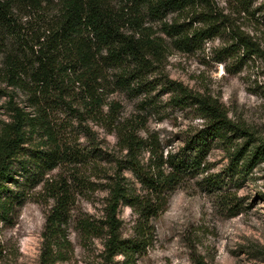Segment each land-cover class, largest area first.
<instances>
[{"label": "trees", "instance_id": "obj_1", "mask_svg": "<svg viewBox=\"0 0 264 264\" xmlns=\"http://www.w3.org/2000/svg\"><path fill=\"white\" fill-rule=\"evenodd\" d=\"M231 1L227 11L217 0H0V97L8 112L0 120V222L12 223L27 197L51 202L40 264L74 255L71 224L83 247L101 241L91 264H138L170 196L203 170L213 147L229 149L238 177L264 161V144L249 138L234 146L250 134L218 99L153 78L170 49L191 53L224 35L233 44L218 61L234 48L260 56L259 43L234 16L257 0ZM159 85L173 107L202 119L179 151L164 149L145 114L124 116L120 100L109 99L118 92L145 95L143 112L162 113L152 98ZM92 125L113 134L115 143L99 139ZM96 191L105 193L100 214L79 210V196ZM123 205L133 214L130 233L120 217ZM5 253L0 240V262ZM194 262L206 264L200 256Z\"/></svg>", "mask_w": 264, "mask_h": 264}, {"label": "rangeland", "instance_id": "obj_2", "mask_svg": "<svg viewBox=\"0 0 264 264\" xmlns=\"http://www.w3.org/2000/svg\"><path fill=\"white\" fill-rule=\"evenodd\" d=\"M220 6H231L217 0ZM229 4V5H228ZM173 14L167 15L170 18ZM242 29L256 40L263 53L253 58L233 49L232 55L218 61L223 48L231 46L230 35L215 38L191 53L170 49L154 79L182 82L196 92L218 99L231 119L250 135L234 141L239 147L255 140L264 144V2L254 1L249 12L234 14ZM222 51V52H221ZM220 52V53H219ZM225 55V54H224ZM156 82V81H154ZM163 85L152 94L162 113L143 112L145 95L131 96L118 92L109 99L120 100L124 116L145 114L146 127L160 135L166 151H179L193 128L202 119L190 109L173 107ZM151 98V97H150ZM5 97H0V120L8 118ZM141 114V115H142ZM99 139L111 146L116 139L100 128ZM83 144L87 142L82 135ZM146 155V154H145ZM231 154L222 144L210 151L203 170L186 180L172 193L166 210L154 221V241L138 264H195L200 256L206 264H264V161L238 177L231 169ZM131 182L135 179L129 174ZM217 180L216 187L208 179ZM39 191V189H38ZM103 191L79 196V210L99 215ZM40 195L27 197L18 207L12 223L0 222V240L6 253L0 264H40L42 232L49 204ZM120 217L124 230L130 233L133 220L131 208L123 205ZM74 224L69 237L75 253L60 264H91L102 248L99 239L83 247ZM121 258V257H119Z\"/></svg>", "mask_w": 264, "mask_h": 264}]
</instances>
